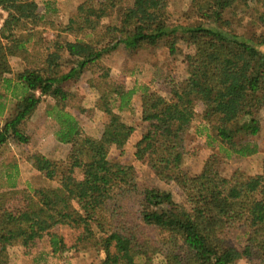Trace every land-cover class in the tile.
<instances>
[{
    "label": "trees",
    "instance_id": "1",
    "mask_svg": "<svg viewBox=\"0 0 264 264\" xmlns=\"http://www.w3.org/2000/svg\"><path fill=\"white\" fill-rule=\"evenodd\" d=\"M38 1L45 5L40 13ZM57 0H0L8 17L0 30V150L11 142L29 145L26 125L46 97L47 116L59 143L70 144L64 160L34 152L32 168L46 184L19 190L17 174L7 173L10 191L0 192V264H14L9 250L32 249L48 237L50 253L94 249L98 264H264V169L224 176L210 157L200 173L183 169L186 135L202 106L198 137L226 158L258 153L252 138L261 132L264 110V9L254 0H189L185 24L176 23L165 0H83L67 24ZM263 5L264 0H256ZM248 18L246 32L238 30ZM55 32L44 37V29ZM163 44L172 58L183 55L186 75L167 81V96L142 85L128 88L104 61L120 47L130 53ZM181 44L192 52L184 53ZM11 58L22 70L12 75ZM90 73L99 93L96 108L107 118L99 136H86L71 108L76 96L65 87ZM141 91V121L147 130L135 143V158L175 192L141 181L133 166L109 159L123 151L135 129L123 120L134 115ZM11 103L12 110L6 116ZM22 195L26 207L7 209ZM73 232L72 243L56 231ZM235 238L242 243L237 248Z\"/></svg>",
    "mask_w": 264,
    "mask_h": 264
},
{
    "label": "rangeland",
    "instance_id": "2",
    "mask_svg": "<svg viewBox=\"0 0 264 264\" xmlns=\"http://www.w3.org/2000/svg\"><path fill=\"white\" fill-rule=\"evenodd\" d=\"M83 0H57L59 16L56 17L60 23L67 24L71 15L76 11L77 6ZM253 4L254 8L263 11V5L257 2ZM127 7H131L133 0H123ZM40 13L45 12V5L42 1H38ZM189 0H165L164 6L171 14V18L176 23L185 24L184 14L189 10ZM250 20L241 18L238 22L240 32H246L245 27ZM44 37L53 39L55 32L50 28H45ZM184 53L192 52L185 45L181 44ZM264 52V47L261 48ZM183 55L172 58L168 54V50L163 44L150 49L139 50L136 53H130L123 47L112 53L104 64L111 68L113 79H124L128 88H139L142 85L148 86L151 90H155L164 96H167L166 83L170 80H181L186 75V64L182 63ZM13 74L7 75L10 78L14 74L22 70L23 64L17 58H11ZM90 73L85 74L78 81L68 82L66 89L76 96L74 103L80 106L83 111L77 108H71L72 114L79 121L81 128L86 136L97 137L103 130L108 118L96 108L99 98L97 90L90 87L88 79ZM0 92H4L1 87ZM54 104L52 98L46 97L39 105L37 111L26 125V133L31 137L29 145H18L11 142L0 150V192L10 191L7 173L17 174V189L23 190L27 187H37L46 184L44 176L34 172L32 168V155L39 152L52 160H64L68 155L71 145L59 143L55 136V123L48 118L47 110ZM9 108L6 116L12 110V104L8 103ZM12 105V106H11ZM135 114H126L123 120L134 127L135 131L125 146L123 151L112 150L109 159L113 162H119L124 165L133 166L137 176L141 181L148 182L161 189L170 188L175 192V196L179 201H183V197L176 187H167L159 179H157L145 163L138 162L135 158V143L140 139L142 134L147 130L148 125L141 121V91L133 98ZM198 116L194 122V128L185 137L187 154L184 157L183 169L190 174H198L202 170L204 163L212 156L219 159V166L224 176H230L234 171L241 170L250 175H256L263 172L264 169V110L260 112L259 119L261 121V132L252 138L254 144L257 145L258 153L245 158L233 156L228 159L223 153H220L218 146L208 147L206 145V137H198L196 128L201 123L202 106L197 108ZM0 121V126H1ZM26 207V200L22 195L13 196L8 204L7 209L14 214H18ZM57 232L69 244L72 243L73 232L63 226L56 229ZM232 244L240 248L242 243L233 238ZM50 241L45 237L37 247L25 249L21 246L10 248L9 253L11 261L14 264H98L103 254L94 249H87L77 254H71L65 259L56 257L50 253ZM154 264H163V259L158 256ZM237 264H247L245 260Z\"/></svg>",
    "mask_w": 264,
    "mask_h": 264
},
{
    "label": "built area",
    "instance_id": "3",
    "mask_svg": "<svg viewBox=\"0 0 264 264\" xmlns=\"http://www.w3.org/2000/svg\"><path fill=\"white\" fill-rule=\"evenodd\" d=\"M8 17V13L0 7V30L3 28Z\"/></svg>",
    "mask_w": 264,
    "mask_h": 264
},
{
    "label": "crops",
    "instance_id": "4",
    "mask_svg": "<svg viewBox=\"0 0 264 264\" xmlns=\"http://www.w3.org/2000/svg\"><path fill=\"white\" fill-rule=\"evenodd\" d=\"M47 157V156H46Z\"/></svg>",
    "mask_w": 264,
    "mask_h": 264
}]
</instances>
